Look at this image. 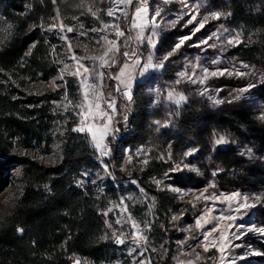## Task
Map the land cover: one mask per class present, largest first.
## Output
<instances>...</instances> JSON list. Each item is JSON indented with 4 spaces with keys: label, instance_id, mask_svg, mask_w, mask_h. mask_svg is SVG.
<instances>
[{
    "label": "rangeland",
    "instance_id": "1",
    "mask_svg": "<svg viewBox=\"0 0 264 264\" xmlns=\"http://www.w3.org/2000/svg\"><path fill=\"white\" fill-rule=\"evenodd\" d=\"M57 1L50 23L42 28L50 39L48 57L55 75L46 82H35L27 90L35 94L48 91L55 96L50 101L51 141L44 150H16L12 157L23 156L53 167L61 158L60 138L65 128L70 125L72 131L77 127L84 129L73 132L88 137L98 166L83 171L75 185L91 188L102 200L105 225L101 240L115 247L113 257L101 264H264V234L250 230L253 225L264 226V59L246 56L258 39L257 33L238 20L239 11L248 2ZM142 4L147 11L137 14ZM157 9L161 15L153 21ZM212 12L222 15L214 19ZM192 16L195 19L188 23ZM28 29L29 25L25 30ZM117 29L124 35H117ZM11 30L0 16V46L10 37ZM237 35L240 43H227V39ZM149 37L156 42L155 47L148 42ZM182 39L184 43L163 61L162 69H149L140 75L149 56L155 64ZM109 42L115 48L104 57L109 64L100 67V60L92 58L101 57L111 46ZM137 59L139 64L135 63ZM213 60L219 63L213 64ZM80 65L87 67L88 73ZM203 68L209 72L203 73ZM78 70L80 75L72 74ZM212 71H217V75H211ZM221 71L223 75L219 74ZM100 72L104 73L102 77ZM181 72H187L191 79L181 78ZM84 77L87 84L97 86L99 99L89 92L85 100L88 89L81 84ZM202 77H206L203 82ZM109 80L114 89H110ZM126 84L131 85L130 101L124 94L129 91ZM246 88L248 91H241ZM180 95L185 99L177 104ZM120 97L124 101L117 108ZM110 101L115 111L108 107ZM136 104L145 111L144 139L118 146L122 136L119 126L126 124ZM230 110L239 114L231 115ZM204 114H219L224 122L209 127L202 124L193 128L192 123L180 127L185 115ZM105 124L108 128L103 143L109 154L102 156L94 147L92 136L99 137ZM127 133L130 135L131 129ZM221 136L227 142L217 144ZM110 146L117 150L115 161L111 159L114 155ZM220 146L225 149L219 150ZM221 152L230 158L228 169L221 165ZM144 172L148 175L145 187L138 179ZM9 180L14 191L0 209V221L22 192L19 170H13ZM155 193L164 194L171 203L163 216L157 213ZM233 193L240 195L228 200ZM245 196L246 203L254 206L237 212V201L245 203ZM138 234L146 240L137 242L134 237ZM118 238L124 243H118ZM73 261L72 264H92L76 256Z\"/></svg>",
    "mask_w": 264,
    "mask_h": 264
},
{
    "label": "trees",
    "instance_id": "2",
    "mask_svg": "<svg viewBox=\"0 0 264 264\" xmlns=\"http://www.w3.org/2000/svg\"><path fill=\"white\" fill-rule=\"evenodd\" d=\"M244 2L248 3L239 11L238 20L258 38L246 56L264 59V0ZM54 4L52 0H0V16L12 29L0 46V196L10 186L13 170H19L22 184L20 196L0 221V264H72L75 256L101 264L110 260L115 250L101 240L105 225L102 200L91 188L75 185L83 171L98 166L86 135L67 126L60 138V161L53 167L23 156L12 157L16 150H44L51 141L50 101L55 96L48 91L35 94L27 90L55 75L48 57L50 39L42 29L51 21ZM28 25L30 29L25 30ZM21 31L25 32L22 36ZM109 85L114 89L110 80ZM123 101L117 98V108ZM140 105L132 106L126 124L119 126L122 136L118 146L144 139L145 111ZM222 122L219 114L185 115L180 127L191 123L193 128L202 124L209 127ZM110 150L115 161L117 150L114 146ZM220 160L223 167L230 168L226 152L220 153ZM147 178L146 172L138 177L143 187ZM155 195L157 213L163 216L171 203L164 194Z\"/></svg>",
    "mask_w": 264,
    "mask_h": 264
},
{
    "label": "snow or ice",
    "instance_id": "3",
    "mask_svg": "<svg viewBox=\"0 0 264 264\" xmlns=\"http://www.w3.org/2000/svg\"><path fill=\"white\" fill-rule=\"evenodd\" d=\"M53 2H55V0H53ZM122 2H127V3H131V0H122ZM185 7L187 8L188 7V5L187 4H185ZM197 7H199V5H197ZM141 11H147V8H146V6H144L143 4H142V7L141 8H138L137 9V14H139ZM93 15H95V13L93 12L92 13ZM109 15H113V12L112 11H109V13H108ZM161 15V10L160 9H157L156 11H155V14H154V16L152 17V19H153V21L156 19V17H159ZM210 15H211V17L212 18H214V19H219L220 17H221V15H222V13H220V12H212V13H210ZM195 19V16H192L191 17V19H189L188 20V23H191L192 22V20H194ZM207 19V17H205V20ZM173 23V25L175 24V21H173L172 22ZM134 27L136 26L135 25V23H134V25H133ZM156 27H158L159 25H155ZM53 27H55L54 25H53ZM63 25H61V30H63ZM107 27V26H106ZM200 27H203V23H201L200 24ZM68 31H72V29L71 28H68L67 29ZM197 31L199 30V28H197L196 29ZM225 31H227V29H225ZM117 35H124V33L123 32H119V30L117 29ZM215 35V34H214ZM189 37H185L184 39H188ZM218 38V37H217ZM184 39H182V40H180V42L179 43H177L175 46H174V48L167 54V55H165V56H163L160 60H158L155 64L153 63V60H152V57L151 56H149V58H148V60H147V63H145L144 65H143V69H142V71L140 72V75H144L145 73H147L148 72V70L149 69H162L163 67H164V63H163V61H166V60H168V58H169V56H171L177 49H179L180 47H181V45L184 43ZM148 42L153 46V47H155V41L154 40H152L151 39V37H149L148 38ZM110 43V47L107 49V51H105V53L101 56V57H93L92 59H99L100 60V67H104L105 65H107V64H109V60H107V59H105L104 57H106L107 55H108V53L109 52H111V51H113V49L115 48V45L112 43V42H109ZM205 43H206V41H205ZM227 43L228 44H234V43H240V39H239V35H237L236 37H233V38H231V39H227ZM214 46V45H213ZM124 55L125 56H127V55H129L128 53H124ZM133 55H135L134 53H133ZM135 63L136 64H139L140 63V61H139V59H137L136 61H135ZM212 63L213 64H216V63H219V61L218 60H213L212 61ZM128 66L127 65H125V68H127ZM196 67H199V65L197 64V65H194L193 66V71H192V76H194L195 75V68ZM244 67H248L247 65H244ZM80 68H83V71H84V73H88V71H89V69L87 68V67H85L84 65H80ZM202 71H203V73H208L209 72V70L207 69V68H203L202 69ZM226 71V70H225ZM73 75H80V73H79V70L77 71V72H75V73H72ZM219 74H221V75H223L224 73H223V71H221ZM229 74H231V73H229ZM98 75L100 76V77H102L103 75H104V73H102V72H100V73H98ZM124 75V69H122L121 70V76H123ZM181 78H183V77H185V76H188V73L187 72H181V73H179L178 74ZM211 75H213V76H215V75H217V71H212L211 72ZM63 77L61 76V79H62ZM120 77H117V79H119ZM188 78L189 79H191V76H188ZM204 79H206V77H202L201 78V82H203V80ZM86 80H87V77H84V79H82V81H81V84H82V86H84V87H86L87 89H88V92H85V100H87L88 99V95H89V92L93 95V97L95 98V99H99V95H98V93L96 92V85H89V84H87L86 83ZM192 82L193 83H195L196 82V80H192ZM177 83H180V81L178 80L177 81ZM255 85H251L250 87H254ZM125 87L126 88H128L129 89V91H127V92H125L124 94L127 96V99L130 101L131 99H132V96H131V92H130V88H131V85L130 84H126L125 85ZM119 90V89H118ZM241 91H248V89L246 88V89H243V90H241ZM172 97H173V93L172 92H170L169 93V99H172ZM185 99V97L184 96H182V95H180L179 97H178V99L175 101L177 104H179L181 101H183ZM209 99H212V97H209ZM235 99H239V97H235ZM221 101H219V100H214V103H220ZM96 108H99L100 107V105L99 104H95L94 105ZM108 107L109 108H112L113 109V111H115V108H114V103L113 102H108ZM107 119H108V121H110L111 120V116L109 115L108 117H107ZM157 123H159V122H157ZM103 127H104V129H105V131L104 132H102L101 133V135L99 136V137H97L95 134H93V136H92V139H93V142H94V147L97 149V150H99L100 152H101V155L102 156H105V155H108L109 154V150L107 149V145H105L104 143H103V140H104V138H105V136L107 135V128H108V125L107 124H105V125H103ZM73 131H84V129L83 128H81V127H77V128H75V129H73ZM89 131H91V129H89ZM227 141H226V139H225V137H223V136H221L218 140H216V143L217 144H221V143H226ZM145 163H146V161H145ZM179 167V166H178ZM193 170H195V169H193ZM214 175H215V173H214ZM157 183H159V181H157ZM214 186V185H213ZM174 191H179L178 189H173ZM221 195H223V194H221ZM240 194L239 193H233V194H231L230 196H228L227 197V199L228 200H233L235 197H237V196H239ZM244 201H245V203H243V204H241L239 201H237V209H236V211L237 212H239L240 211V209H242V208H245V207H252V206H254V205H248L246 202H247V200H248V197L247 196H245L244 198ZM232 217H229V219H231ZM173 219H175V217H173ZM118 223H119V221H118ZM133 227L134 228H136L137 230H139V226L138 225H136L135 223H133ZM239 227H243V225H240ZM250 230H254V231H257V232H259V233H261V234H264V226H262V227H259V228H256L254 225L253 226H251V229ZM22 231V230H21ZM134 239H137V242H139V240H141V239H144V240H146V237H144L142 234H138V236L137 237H134ZM205 239L207 240L208 239V237H207V235L205 236ZM237 239H239V237H237ZM117 242L118 243H124V241L122 240V239H117ZM239 245H236V247H238ZM205 250H207V245L205 246ZM255 254H257V255H259V253H255ZM77 264H79V262H77Z\"/></svg>",
    "mask_w": 264,
    "mask_h": 264
},
{
    "label": "bare ground",
    "instance_id": "4",
    "mask_svg": "<svg viewBox=\"0 0 264 264\" xmlns=\"http://www.w3.org/2000/svg\"><path fill=\"white\" fill-rule=\"evenodd\" d=\"M13 187L9 186L4 192L3 194L0 196V209L3 208L4 204L8 202V200L10 199V197L13 194Z\"/></svg>",
    "mask_w": 264,
    "mask_h": 264
},
{
    "label": "water",
    "instance_id": "5",
    "mask_svg": "<svg viewBox=\"0 0 264 264\" xmlns=\"http://www.w3.org/2000/svg\"><path fill=\"white\" fill-rule=\"evenodd\" d=\"M224 149H225L224 146H220V147H219V150H224Z\"/></svg>",
    "mask_w": 264,
    "mask_h": 264
}]
</instances>
